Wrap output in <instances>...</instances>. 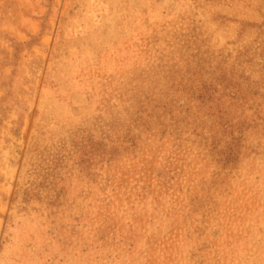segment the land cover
Segmentation results:
<instances>
[{"label":"rangeland","instance_id":"1","mask_svg":"<svg viewBox=\"0 0 264 264\" xmlns=\"http://www.w3.org/2000/svg\"><path fill=\"white\" fill-rule=\"evenodd\" d=\"M200 57L250 90L232 127L139 130ZM0 264H264V0H0Z\"/></svg>","mask_w":264,"mask_h":264},{"label":"trees","instance_id":"2","mask_svg":"<svg viewBox=\"0 0 264 264\" xmlns=\"http://www.w3.org/2000/svg\"><path fill=\"white\" fill-rule=\"evenodd\" d=\"M204 59L206 58L203 57L201 61L197 60L195 63L188 62V59L184 60V62H186L185 69L181 73L179 69L173 70L171 66V68L164 71V73L160 71L161 74H157V76L163 75L160 81L153 82L149 85L150 90L152 93L154 92L153 94L156 98L160 97L167 99L168 96H170V98H168L167 103H162V105L157 107L159 111L155 112L158 113L157 115H160L155 118L152 113L146 109H134L136 115L135 120L139 121L136 126L141 127L139 130H144L145 125L149 127V124H151L154 119H158L163 115V119H167L165 114H170L173 111L168 108V105L172 106V104H175L174 102H176V100H178L177 105H179L180 112L181 110L184 111L182 120L190 116L191 119L195 117L192 115V109H197L198 111L204 108L210 111V117L215 118L213 123L217 124L218 127L224 126L225 129H230L232 127L230 121L226 120L229 108L232 106L236 108L237 104H234L236 102H244L246 94H248L250 90H247V88L243 86L240 77L235 75L234 71L227 66L217 65L216 68L208 72V76H206L207 71H205L203 67ZM148 91L149 90H147V92ZM225 98L231 100V104H228L229 106L223 104ZM183 103H186V105L182 109L180 105ZM142 107L143 105L140 106V108ZM177 116V118H180L179 115ZM141 118L145 119L144 123L140 121ZM168 119V121H171V118ZM192 120L195 121L194 119ZM127 128L130 129V126L127 125ZM223 140L222 138L215 140L214 137V142H212L214 145L213 147L219 145L220 143L218 142ZM234 141L235 139L230 137L226 143L229 147L224 151L223 162L232 163L237 158V151L234 149L236 144H233ZM122 142L134 145L131 139H124ZM114 156L115 155H111L109 160L113 159Z\"/></svg>","mask_w":264,"mask_h":264}]
</instances>
